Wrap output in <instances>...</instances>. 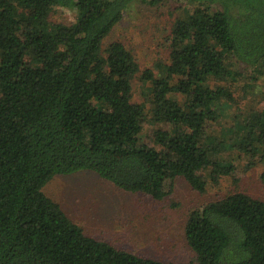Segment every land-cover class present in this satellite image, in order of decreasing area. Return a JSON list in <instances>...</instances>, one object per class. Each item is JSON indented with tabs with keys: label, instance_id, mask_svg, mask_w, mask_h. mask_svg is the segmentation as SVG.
Wrapping results in <instances>:
<instances>
[{
	"label": "trees",
	"instance_id": "1",
	"mask_svg": "<svg viewBox=\"0 0 264 264\" xmlns=\"http://www.w3.org/2000/svg\"><path fill=\"white\" fill-rule=\"evenodd\" d=\"M162 1L0 0V264H173L85 234L44 193L55 175L90 171L160 201L177 178L199 192L236 181L223 150L264 162V105L208 133L240 78L264 74V0H185L156 70L120 41L103 48L129 5ZM56 7L74 21H53ZM137 75L149 108L132 100ZM146 122L166 125L151 144ZM184 235L195 264H264V200L230 192L190 211Z\"/></svg>",
	"mask_w": 264,
	"mask_h": 264
},
{
	"label": "rangeland",
	"instance_id": "2",
	"mask_svg": "<svg viewBox=\"0 0 264 264\" xmlns=\"http://www.w3.org/2000/svg\"><path fill=\"white\" fill-rule=\"evenodd\" d=\"M191 11L185 0H165L157 5L132 3L104 38L103 48L112 41H120L132 52L141 70H156V61L168 60L167 37L175 19L186 20ZM51 19L71 23L75 12L56 7ZM138 76L132 81V100L145 103L149 108L146 98L149 83L143 84ZM246 82L247 77H241L239 85ZM248 83L246 87L233 90L238 103L229 104L221 118L209 123V134L226 133L234 115L263 107L264 74ZM157 128H166V125L152 127L146 122L141 141L151 144L152 133ZM220 156L233 160L236 181L231 176H223L217 186L209 185L206 191L199 192L183 178H177L173 190L160 201L125 192L90 171L55 175L45 184L43 191L91 237L173 264H195V254L184 235L190 211L230 192L241 191L264 200V162L254 159L251 167L244 157H237L231 150H223Z\"/></svg>",
	"mask_w": 264,
	"mask_h": 264
}]
</instances>
